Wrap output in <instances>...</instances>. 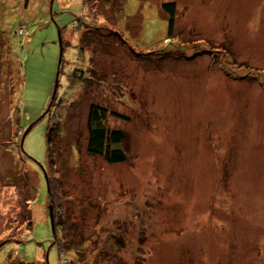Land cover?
Listing matches in <instances>:
<instances>
[{
    "label": "rangeland",
    "instance_id": "374dc122",
    "mask_svg": "<svg viewBox=\"0 0 264 264\" xmlns=\"http://www.w3.org/2000/svg\"><path fill=\"white\" fill-rule=\"evenodd\" d=\"M10 47L24 82L16 111L0 76V241L23 243L0 264L67 262L50 141L54 231L87 264H264V0H0ZM92 105L125 117L106 124L127 162L89 153Z\"/></svg>",
    "mask_w": 264,
    "mask_h": 264
},
{
    "label": "trees",
    "instance_id": "16d2710c",
    "mask_svg": "<svg viewBox=\"0 0 264 264\" xmlns=\"http://www.w3.org/2000/svg\"><path fill=\"white\" fill-rule=\"evenodd\" d=\"M27 2V0H26ZM164 8L170 12V28L169 32H172V21L174 20V4H166ZM7 55H4V57L0 56V76L3 77V80L5 79V72L6 68L8 67L10 71V77L15 79V84L18 86L16 89H13L12 95H14V99L12 100V97L7 101L10 103H7L14 107V109L17 111L19 108L18 103L19 101H16L15 95L20 94L22 92V85L24 82V74L22 72V67L17 62L13 61V57L11 56V47L9 51L7 52ZM7 78V77H6ZM77 78V77H76ZM75 78V79H76ZM9 80V78H8ZM1 93H5L4 91L0 90ZM57 93V92H56ZM54 94L53 101L50 105L52 107L55 103V96ZM56 104V103H55ZM50 109V108H49ZM49 109L46 113H49ZM12 110V109H11ZM45 113V114H46ZM109 115L115 116L117 118H125L122 115L115 113V112H109L107 108L99 106V105H92L90 108V114H89V122H88V130H89V137H88V151L92 155H95L97 157L102 158L106 163L108 164H121L125 163L129 160V156L127 151L124 148V144L126 142V134L122 130L118 129H110L107 124L106 120ZM9 123L11 126L12 133L10 134L12 137L11 139L15 140V143L13 142L14 148H17L19 152L23 150V137L25 135V131L23 128H21L19 119L16 118V120L9 118ZM20 133V135H19ZM13 141V140H12ZM54 163V153L52 148V143L50 141L49 144V151H48V168L45 170L47 181H48V188H49V199L48 202L49 205V211H50V218L52 215L53 218V225H56V221H60L58 225L62 226V229L65 228V210L63 209V205L61 203V200H64L63 195L59 194V191L55 189L57 185H54V178L50 177L48 175L49 168L51 169L52 164ZM55 180H57L55 178ZM28 204V203H27ZM54 208H56V213L54 212ZM60 210V212H57V210ZM58 210V211H59ZM64 211V212H63ZM57 214V215H56ZM58 218V219H57ZM26 225V230H32V220H31V213H29L28 218L25 220L24 224ZM21 226V227H22ZM60 226L58 227L60 229ZM55 230V229H54ZM55 232V231H54ZM53 232V233H54ZM67 231H65L66 233ZM54 243L60 252V255L62 257H65L67 259V262L65 264H87L91 259V256L93 254V251L83 250V251H77L72 250V243L65 242L62 243L60 240L57 239L56 233H54ZM66 235V234H65ZM22 236L19 239H11L7 238L0 241V248L5 245L6 243H9L11 241L14 242H22ZM66 247V248H65ZM9 264H36V263H26L24 261L20 260H10ZM42 264H47V262H43Z\"/></svg>",
    "mask_w": 264,
    "mask_h": 264
},
{
    "label": "water",
    "instance_id": "95a60500",
    "mask_svg": "<svg viewBox=\"0 0 264 264\" xmlns=\"http://www.w3.org/2000/svg\"><path fill=\"white\" fill-rule=\"evenodd\" d=\"M60 62H61V59H60ZM59 62V63H60ZM57 87L58 86H56V89H55V93L54 94H56V92H57ZM27 136V132L25 133V135H24V137H23V140L25 139V137ZM51 223H52V228H53V232H54V223H53V218H52V215H51ZM55 233V232H54Z\"/></svg>",
    "mask_w": 264,
    "mask_h": 264
}]
</instances>
